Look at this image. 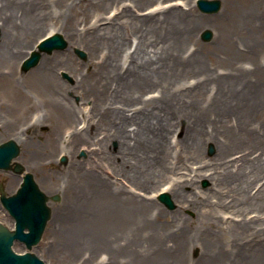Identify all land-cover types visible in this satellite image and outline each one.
Returning <instances> with one entry per match:
<instances>
[{
	"label": "bare ground",
	"instance_id": "1",
	"mask_svg": "<svg viewBox=\"0 0 264 264\" xmlns=\"http://www.w3.org/2000/svg\"><path fill=\"white\" fill-rule=\"evenodd\" d=\"M149 1L159 0H0L1 109L23 110V131L46 125L44 112L49 144L66 129L70 142L86 146L65 178L56 169L48 175L71 186L55 208L61 249L85 239L71 254L94 264H264V0H220L212 14L191 0L140 8ZM59 22L57 32L88 52L91 72L65 60L75 73L66 84L52 55L18 74L40 30ZM205 27L212 39L200 44ZM68 91H92V104L76 106ZM2 119L12 131L7 113ZM21 132L8 136L30 153L36 144ZM210 141L216 153L207 157ZM48 146L31 152L40 157L35 168L48 167ZM202 177L211 181L206 190L197 185ZM164 191L175 211L158 202ZM97 241L108 249L99 262Z\"/></svg>",
	"mask_w": 264,
	"mask_h": 264
},
{
	"label": "rangeland",
	"instance_id": "2",
	"mask_svg": "<svg viewBox=\"0 0 264 264\" xmlns=\"http://www.w3.org/2000/svg\"><path fill=\"white\" fill-rule=\"evenodd\" d=\"M160 1L164 2L166 0H159V1H153V2L149 1V2H146L144 5L142 4L140 6V8H142L143 6L144 7L149 6L152 3L153 4L158 3ZM173 1H176V0H173ZM177 1H182V0H177ZM183 1L185 2L186 0H183ZM191 2H192V4L193 3L196 4V0H191ZM155 6H156V4H155ZM109 9H110V7H108L107 11ZM196 9L198 12H202L198 8L197 4H196ZM92 11H93V9H91L88 13L92 14ZM111 12H113V11H111ZM107 14L109 15V12ZM207 14H212V13H207ZM92 16L94 17V16H96V14L93 13ZM60 27H61L60 22L53 24V25H48L47 27L40 30V32L37 34V37H41L51 30L57 32L60 29ZM206 29H210V28L205 27V28H202L201 30L197 31L198 34H197L196 40H198V42L200 44L209 43L212 39V34H211V37L209 39L203 38L202 34ZM59 33H61L63 35V37H65L63 31H60ZM2 38H3L2 28L0 27V40ZM65 40H66V45L63 48L53 49L50 52L41 51L40 57H39L37 63L34 66L30 67L29 69H23L22 68V63H23V60H22V62H20V64H19V73L18 74H23V75L27 74L30 70H32L33 68H36L37 64L40 62V60L43 56H49L50 57L52 55H57L61 58V59H59V63L56 66L55 72H56L58 78L61 81L65 82L66 84L72 85L74 83L75 73L70 69V67L68 66V64L65 60L81 62L80 67L83 68V71L90 73L92 70V67L89 64H86V62L88 61V57H89L88 52L84 48H81L79 46L70 45L69 41L67 40L66 37H65ZM67 94L70 96L72 101L76 104V106H78V105L90 106L92 104V99H93V92L92 91L86 92L85 95H82L81 91L79 93H76L74 91H68ZM0 99L1 100L4 99V95L1 91H0ZM3 108L1 109V107H0V142L13 137V136H8L9 134H12V133L15 134L18 131L22 130L21 134L24 136H27V138H29V140L34 142L36 144V146L35 145L30 146V150H31L30 153L29 152L25 153L24 152V146L19 143V146L21 147V151H20V154L16 157V160L19 162H22L25 165L26 170L30 171L34 174V177H35L36 181L38 182V184L41 186L42 189H44L47 193H49V195H55V194L59 195L58 200L51 199V207H52L51 217L49 218V220L47 222V225H46V228H45L44 233L42 235V238L31 249V251L35 252L47 264H84L87 262L89 264H94L93 262H89V261L84 262L83 261L82 257H84V255L86 253H83V252L74 253L73 252L71 254L70 249L75 245V241H77V240H75V241L72 240L73 244H71L65 251H63L61 249L62 243L60 242L61 240H59L60 236H59V231L57 228V223H55V220L57 219V217L55 215V213H56L55 208L58 207L61 210L62 206L68 202V196H69L70 191H71V186L69 183L61 184V185H57L55 183L53 184L48 180V175L53 172L50 169H53V170L56 169L55 174L60 179L65 178L69 174V166L72 163L73 158L74 159H85L87 157L86 146L83 144H80V143H75V141L70 142L69 132L66 129L63 130L62 136L58 137V141L56 143H54V144L50 143L49 144V142H47L46 139L49 138L48 130H49V125H51V122H50V118L43 115L44 112H41L40 121H43V123H45L46 125H41V124L35 125V123H34L33 126H31L33 129H26L25 131H23V128L25 126H27L28 123H30V122H28L25 124V119L23 117L24 111L22 110V114H21L19 112V110H17V109L13 110V111L11 109L9 112L6 109H4V111H3ZM18 109H19V107H18ZM78 109L79 108H77V110ZM4 113H7L11 122L14 123V128L12 131L7 132L4 130L5 123L3 122L4 120L2 119V114H4ZM25 116H26V119L29 118V114L27 112H26ZM81 119H82V114L80 112V114L79 115L77 114V116H75V118L72 119V121L75 124L76 122H78ZM31 123H33V122H31ZM19 125H20V128H19ZM98 131L100 132L101 130L99 129ZM23 133H25V134H23ZM182 135H183V132L178 131L175 133V137H173V138H177V137L181 138ZM42 146H44V147L48 146L45 149L44 154H41V157H42V159H45L46 161H48L49 165H48V167H44L42 165H41L42 167H40V165H39L38 167L40 169L44 170V171H39L40 169L35 168L33 165L35 164V162L40 157L37 156L36 158H34L35 160L33 161V159L31 158L32 157L31 152H33L34 149L42 148ZM108 147L111 150L116 151V149H118V142L116 140H111L109 142ZM215 153H216L215 143L213 141L207 142V144L204 146L205 156L211 157V156H214ZM239 154H240L239 151L234 153L235 156H237ZM62 155H65L67 157V160L64 162L61 161ZM48 171H51V172H48ZM20 178H21V175L13 172L11 170L0 169V182L3 183L4 188H5L7 193H12L16 189V187L18 185V180ZM210 184H211L210 179H208L206 177L200 178L197 182V185L202 190H206L210 186ZM185 189L190 190V186L187 185L185 187ZM154 190L155 189L150 190L151 193L155 192ZM169 195H170L172 202H173L172 208L165 205L159 199H158V202L162 204V206L165 210L175 211L178 205H177L176 201H174L172 194L169 193ZM60 210L58 211V213H60ZM65 210H67L66 207H65ZM253 212H255V211H253ZM194 213H195V211L192 208L186 207L183 209V214H185L188 217H193ZM61 214H63V212L60 213V215ZM54 217H55V219H54ZM0 220L9 226H11V224L13 222V218L8 213V211L3 207L1 202H0ZM84 240L85 239H80V241H77V242L82 243ZM95 241L96 240L90 239L89 241H86L85 244H87V245H88V243L94 244ZM96 245H97L96 253L98 256L97 261L99 262L101 256L103 258L104 255L108 254V249L102 245L100 246V244H98V241H97ZM14 248L17 251L28 250L27 247L25 246V244L21 243L19 241L15 243ZM68 252H70L71 256L68 255ZM191 255L193 257H196L198 255V247L195 249H192ZM124 259H126V257ZM126 264H132V263L127 262Z\"/></svg>",
	"mask_w": 264,
	"mask_h": 264
},
{
	"label": "water",
	"instance_id": "3",
	"mask_svg": "<svg viewBox=\"0 0 264 264\" xmlns=\"http://www.w3.org/2000/svg\"><path fill=\"white\" fill-rule=\"evenodd\" d=\"M199 7L205 12H214L220 8V0H199ZM211 31L205 30L203 37L209 39ZM66 42L60 34L44 40L40 44L41 50L50 51L55 47H63ZM40 53L35 51L28 58L24 65V69H28L36 64ZM19 152L18 146L14 141L9 140L0 144V167L9 168L11 159ZM17 171H22L23 166L19 163L16 165ZM160 199L170 207L173 203L168 194H161ZM48 196L43 192L32 173H26L20 189L11 196H3V203L16 219V229L10 230L0 223V264H45L33 252L25 254L16 253L12 249L15 239L24 241L28 247H32L41 238L50 217L51 209L47 205ZM27 228L28 231H25Z\"/></svg>",
	"mask_w": 264,
	"mask_h": 264
}]
</instances>
